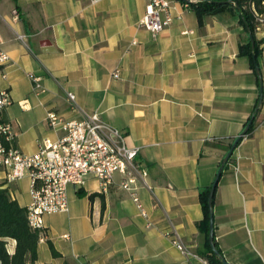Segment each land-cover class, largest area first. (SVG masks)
<instances>
[{
	"label": "crops",
	"instance_id": "1",
	"mask_svg": "<svg viewBox=\"0 0 264 264\" xmlns=\"http://www.w3.org/2000/svg\"><path fill=\"white\" fill-rule=\"evenodd\" d=\"M148 2L0 0V42L10 57L1 85L12 98L3 114L15 145L33 154L40 140H57L62 131L48 124L49 111L67 120L98 112L128 146L140 147L152 185L138 190L145 217L117 185L105 192L92 176L81 189L70 184L69 211L44 216L35 264H212L199 227L200 192L254 113L260 80L240 53L248 33L236 9L200 21L191 5L174 0V22L154 35L140 25ZM262 17L256 37L264 85ZM31 74L44 91L35 90ZM254 122L214 197L215 241L229 264H264V94ZM25 179L9 183L0 167V187L28 207L30 188L28 196L17 189ZM172 232L209 262L185 256Z\"/></svg>",
	"mask_w": 264,
	"mask_h": 264
},
{
	"label": "built area",
	"instance_id": "2",
	"mask_svg": "<svg viewBox=\"0 0 264 264\" xmlns=\"http://www.w3.org/2000/svg\"><path fill=\"white\" fill-rule=\"evenodd\" d=\"M197 1L189 0L184 4L189 6ZM173 2L174 0H149L140 25L154 35L159 34L175 20ZM15 14L18 12L15 11ZM259 21L260 24L263 22L262 16ZM25 37V34L17 35V39L22 41ZM132 43L137 42L133 40ZM9 62L10 57L0 42V114L12 103L10 91L1 85L8 76L6 68ZM30 76L36 81L35 90L44 91L41 78L33 74ZM113 76L119 78L120 70L116 69ZM67 94L71 102L75 103V94ZM47 121L51 128L62 131V135L57 140H40L38 151L33 154L23 153L14 144L15 133L11 124L0 123V132L9 143L7 146L0 141V167L9 183L29 178L31 202L28 206V218L33 228L44 232L46 214L68 212V186L72 184L81 189L90 176L100 181L105 192L114 185L128 191L141 214L147 217L138 190L141 186L151 190L152 185L148 180V169L138 161L140 147L128 146L125 134L105 123L98 112H84L81 120H67L59 113L49 111ZM117 175H120L119 180ZM169 235L185 256L209 262L191 250L177 232ZM64 237L69 238V235L65 234Z\"/></svg>",
	"mask_w": 264,
	"mask_h": 264
},
{
	"label": "trees",
	"instance_id": "3",
	"mask_svg": "<svg viewBox=\"0 0 264 264\" xmlns=\"http://www.w3.org/2000/svg\"><path fill=\"white\" fill-rule=\"evenodd\" d=\"M190 5L196 10L200 21L205 14H217L228 8L236 9L248 33L247 38L240 44V53L248 55L255 68L253 56L255 54L259 63L261 54V42L257 40L256 31L260 24L259 17L264 14V0H198L190 3ZM250 32L254 35L256 42L254 49ZM0 123H6L3 113L0 114ZM254 126L255 122L253 121L247 134L251 133ZM234 140L230 142L228 150ZM0 141L9 146L5 135L1 132ZM211 186L202 189L200 192L204 219L199 223V227L208 236L210 230L209 194ZM41 237L42 231L30 225L28 207L22 206L17 199L13 198L8 188L0 187V264H35L38 260V245ZM209 245V261L212 264H225L214 253L210 243Z\"/></svg>",
	"mask_w": 264,
	"mask_h": 264
},
{
	"label": "water",
	"instance_id": "4",
	"mask_svg": "<svg viewBox=\"0 0 264 264\" xmlns=\"http://www.w3.org/2000/svg\"><path fill=\"white\" fill-rule=\"evenodd\" d=\"M179 1H183V2H188L189 0H179ZM250 38H251V42H252V47L253 49L255 48L256 42H255V38L254 35L252 34V32H250ZM254 61H255V69L256 72L259 76V80H260V98L258 101V105L254 111V113L252 114L250 120L248 121L245 129L241 132V134H239L236 139L234 140L232 146L230 147V149L228 150V152L226 153L221 166L217 172V175L215 177V180L212 183L211 189H210V194H209V209H210V230H209V241L211 244V248L214 251V253L225 263V264H229L224 255L222 254V252L220 251V249L218 248V246L216 245V241H215V219H214V196H215V192H216V187L217 184L220 180L221 174L226 166V164L228 163V161L230 160L231 156L233 155L235 149L237 148V146L239 145V143L241 142L242 138L247 135V132L249 131L255 117L256 114L260 108V105L263 101V94H264V85H263V77H262V73H261V68L259 63L257 62L256 56L254 54L253 56Z\"/></svg>",
	"mask_w": 264,
	"mask_h": 264
},
{
	"label": "rangeland",
	"instance_id": "5",
	"mask_svg": "<svg viewBox=\"0 0 264 264\" xmlns=\"http://www.w3.org/2000/svg\"><path fill=\"white\" fill-rule=\"evenodd\" d=\"M18 186H19V188H17L18 191L21 192L24 196H28L27 194L30 188L29 180L25 179V180L18 182Z\"/></svg>",
	"mask_w": 264,
	"mask_h": 264
}]
</instances>
